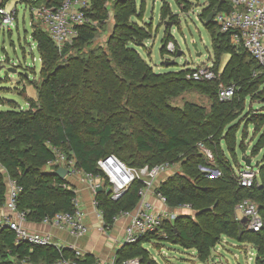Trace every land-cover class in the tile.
I'll return each mask as SVG.
<instances>
[{
	"label": "trees",
	"instance_id": "16d2710c",
	"mask_svg": "<svg viewBox=\"0 0 264 264\" xmlns=\"http://www.w3.org/2000/svg\"><path fill=\"white\" fill-rule=\"evenodd\" d=\"M42 1L58 6L63 0H36L34 4ZM90 1L87 16L101 26L107 17L105 0ZM113 9L114 30L105 49L83 51L96 35V28L89 23L79 27L78 37L60 50L47 32L40 28L32 31L41 62L40 82L34 86L37 98H28L22 91L27 108L0 98V104L8 105L7 109H0V207L5 199L7 173L22 187L17 207L25 212L26 220L40 222L57 212L73 211L74 189L45 168L53 158L52 146L73 154L77 168L94 174L98 172L97 159L107 154H114L133 167L180 162L182 171L164 178L158 191L170 208L191 204L194 216L179 215L173 221H164L161 228L166 238L145 235L136 243L122 245L115 253L116 261L138 257L141 264H156L148 257V249H144V244L152 239L159 240L157 244L167 241L192 249L200 261H205L226 237L250 244L255 250L254 263L264 264V159L251 185L241 186L234 164L221 147L224 141L236 162L235 134L239 126L233 129L229 123L242 114L247 97L264 103V74L259 72V65L244 47L233 45L229 34L220 32L210 21L203 25L211 37L216 78L192 80L187 77L190 68L153 72L133 48L149 37V25L133 22V16L139 18L135 0H115ZM232 9L229 0H206L204 16L210 11ZM160 13L177 16L166 2ZM163 43L166 44L165 39ZM223 54L229 58L219 71ZM220 85L233 86L231 98L219 100ZM189 90L207 96L209 107L190 101L182 106L171 104L170 98ZM243 119L257 134L264 126V105L248 108ZM197 142L210 149L213 161L198 151ZM262 148L264 133L252 147L251 155ZM240 165L241 169L243 164ZM201 167L216 169L219 174L209 178ZM141 186L142 182L135 180L116 201L105 190L95 194L106 226H112L118 213L135 207ZM243 199H249L259 209L263 227L258 232L245 230L234 219L235 204ZM61 256L74 258L72 250L62 247L16 242L11 230L0 227V264H50ZM80 261L94 262L89 254Z\"/></svg>",
	"mask_w": 264,
	"mask_h": 264
},
{
	"label": "built area",
	"instance_id": "2783aa9c",
	"mask_svg": "<svg viewBox=\"0 0 264 264\" xmlns=\"http://www.w3.org/2000/svg\"><path fill=\"white\" fill-rule=\"evenodd\" d=\"M20 1H24L31 6V17L38 23L40 29L47 32L59 50L66 44H71L78 37L79 27L87 23L96 24V21H92L87 16V12L91 7L90 0H63L58 6L47 5L44 1L36 4H34L36 0ZM229 1L233 9L231 11L216 12L212 21L220 32L229 34L233 45H241L248 51L259 65V72L264 74V0ZM6 2L7 0H0V21L3 24L12 25L13 21L16 20L17 10L14 8L11 12H7L5 10ZM167 48L172 50V44H168ZM190 69L191 71L187 77L192 80H210L217 76L212 70V63L209 65H198ZM233 92V86L220 85L218 90L219 100L231 98ZM196 146L201 154L206 156L209 161H213L212 152L203 142H197ZM51 149L53 158L46 162V168L52 172L60 167L65 168L67 170L65 177H74L80 184L89 187L94 195L96 194V188L99 186L105 191L110 188V198L116 201L135 180L142 182L135 207L132 210L122 211L114 217V220L122 216L130 219L124 227L120 247L125 244L136 243L145 235L156 234L159 237L166 238V232L161 228L164 221H173L179 215L194 216L195 214L189 203L170 208L167 205L166 197L158 191L160 182L163 180L162 176L174 168L173 164L162 163L153 166L133 167L124 163L116 155L107 154L97 159L96 167L98 172L94 174L77 168L76 158L73 154L69 155L54 146ZM241 163L243 164V162ZM201 169L203 171L206 170L205 167H201ZM208 171L210 173L207 172V176L212 174L210 177L215 176V173L219 174L218 170L209 169ZM256 174L255 168H248L244 164L240 171L237 169L235 171L236 179L241 186H250L253 176ZM4 182L6 191L4 203L1 206L4 212L0 216V227L4 226L11 230L16 242L22 241L38 246L52 245L48 234L29 230L25 227V212L17 207V197L22 187L16 180L10 178L7 173L4 174ZM105 183L106 186L104 185ZM67 185L71 187L68 182ZM71 204L73 211L57 212L51 217H45L41 222L49 223L60 230H66L72 236L83 237L87 234L89 228L83 221L80 200L76 194L71 199ZM92 205L96 210L97 216L104 219V211L99 208V202L95 196L92 199ZM243 218L246 219L243 224L245 230L258 232L262 229L263 219L259 209L249 199H243L235 204V221L241 222ZM108 228L104 224L100 227V230L106 231ZM153 242H155L154 239L149 240L145 244ZM56 247L59 248V246ZM72 251L74 258L61 256L50 264H103L101 262H81L80 259L85 256V253L78 249H72ZM209 258L203 262L208 261ZM211 261H213V257ZM13 264L32 263L16 262ZM108 264H141V261L138 257L116 261L114 254Z\"/></svg>",
	"mask_w": 264,
	"mask_h": 264
},
{
	"label": "rangeland",
	"instance_id": "374dc122",
	"mask_svg": "<svg viewBox=\"0 0 264 264\" xmlns=\"http://www.w3.org/2000/svg\"><path fill=\"white\" fill-rule=\"evenodd\" d=\"M114 1L105 0L107 17L101 26L97 22L93 25L96 28V35L83 48L84 52L98 47L106 48V42L114 30ZM142 1L135 0L136 15L139 18L133 16L132 19L139 26L149 25L146 28L149 37L143 39L140 45H133V48L152 67L153 72H177L198 65H209L214 61L211 37L208 29L203 25L206 0H144L141 4ZM164 2L168 3L171 13L177 15L176 18H172L168 14L160 13L159 15L160 6ZM30 7L24 1L7 0L5 10L11 12L16 8V20L12 25L3 24L0 21V98L14 101L22 108H27V100L22 95V91H25L28 98L36 99L37 94L34 86L40 82L41 62L31 35L34 28L40 27L31 17ZM186 7L187 10H184ZM163 39L166 41L165 45ZM168 44H172V50H168ZM228 58V54L221 55L219 71ZM186 101L206 108L210 104L207 96L194 90L170 98L171 104L176 106H182ZM263 105L264 103H258L256 99L247 97L242 114L229 123L233 129H237L239 126L235 134L234 155L236 162L226 150L224 141H221V147L227 159L234 164L238 171H240L242 157L252 159L253 164L257 162L254 167L257 174L263 164L264 148L254 156L251 155V149L264 133V126L256 134L253 127L247 125L246 120L243 119L248 108L259 109ZM7 108V104H0V109ZM173 165L174 168L165 173V178L182 171L180 162ZM205 168L204 171L208 173H210L209 169H213ZM257 174L253 177H256ZM211 175L209 174L208 177L214 178L218 174L215 173V176L210 177ZM158 241L145 244L144 247L149 251L147 252L148 257L156 264H255L254 248L248 243H240L232 238H223V242L216 245L206 262L200 261L192 249H184L167 241L157 244ZM212 257L213 261H211Z\"/></svg>",
	"mask_w": 264,
	"mask_h": 264
},
{
	"label": "crops",
	"instance_id": "0c3cea01",
	"mask_svg": "<svg viewBox=\"0 0 264 264\" xmlns=\"http://www.w3.org/2000/svg\"><path fill=\"white\" fill-rule=\"evenodd\" d=\"M165 176L166 174L162 176V179ZM64 179L74 189L75 194L80 200L83 221L89 228L87 234L83 237H75L66 230H60L49 223L41 221L34 222L26 220L24 222L25 227L29 230L48 234L53 246H59L67 250L78 249L85 254H89L94 260L93 263L101 262L108 264L109 260L120 248L123 230L130 220L129 217H118L114 220L111 227L106 231H101L100 227L105 224V221L97 216L96 210L92 205V199L95 196L94 193L89 187L80 184L74 177L69 176ZM3 212L4 209L0 207V216ZM223 238L225 237H222L221 242H223Z\"/></svg>",
	"mask_w": 264,
	"mask_h": 264
},
{
	"label": "water",
	"instance_id": "95a60500",
	"mask_svg": "<svg viewBox=\"0 0 264 264\" xmlns=\"http://www.w3.org/2000/svg\"><path fill=\"white\" fill-rule=\"evenodd\" d=\"M215 13H216V11H210V12L208 13V15L206 16V18H205V20H204V23H205V24H208L210 21H212V19H213ZM194 47H195V45H194ZM241 161H242L243 164H244L246 167H248V168H254V167L257 165V162L253 164V163H252V159L247 158V157H242V158H241ZM54 173H55L56 175H58L59 177L64 178L65 175L67 174V170H66L65 168H63V167H60V168H57V170L54 171ZM101 190H102V187L99 186V187L96 188L95 191H96V193H97V192H99V191H101ZM106 191L109 192V191H110V188H107ZM245 222H246V219L243 218V219L241 220V223L244 224ZM240 233H241V229H239V231H238V235H239Z\"/></svg>",
	"mask_w": 264,
	"mask_h": 264
}]
</instances>
